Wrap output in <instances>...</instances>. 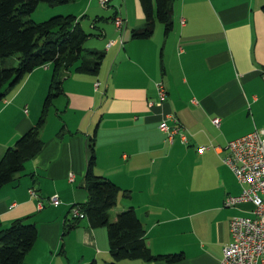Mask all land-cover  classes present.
<instances>
[{
  "label": "crops",
  "instance_id": "obj_1",
  "mask_svg": "<svg viewBox=\"0 0 264 264\" xmlns=\"http://www.w3.org/2000/svg\"><path fill=\"white\" fill-rule=\"evenodd\" d=\"M92 4L98 6L97 0H86L82 16ZM263 5L264 0H172L174 26L167 36L156 25V37L127 42L129 27L144 23L138 0L134 16L128 7L111 6L110 21L120 19L122 28L113 26L116 36L101 33L108 41L98 76L58 71L62 94L40 129L42 149L16 181L0 189V228L25 220L38 231L23 264H110L103 228L83 219L66 230L70 208L87 200L86 147L93 134L94 174L128 193L127 200L118 196L113 211L134 209L150 251L182 253L177 264H221L231 242L230 221L252 216L250 204L225 206L241 186L221 158L229 141L264 129ZM124 31V39L118 38ZM123 64L131 71L120 76ZM53 74L52 66L35 69L0 103V160L37 124ZM157 83L167 93L160 105ZM168 116L177 119L187 144L179 136L169 143L159 130ZM213 119L220 120L218 127ZM200 147L208 149L199 154ZM52 196L57 206L47 204Z\"/></svg>",
  "mask_w": 264,
  "mask_h": 264
},
{
  "label": "trees",
  "instance_id": "obj_2",
  "mask_svg": "<svg viewBox=\"0 0 264 264\" xmlns=\"http://www.w3.org/2000/svg\"><path fill=\"white\" fill-rule=\"evenodd\" d=\"M75 1L0 0V103L35 69L52 66L54 71L37 124L7 148L0 160V189L16 181L25 170V163L42 149L40 129L53 101L62 94L58 71L67 73L73 69L77 75L97 77L106 57L105 52L84 49L91 35L80 28L72 15H57L41 23L29 19L39 4L65 6ZM138 3L144 23L130 31L131 40L151 38L157 24L162 25L165 36L173 30L172 0H138ZM261 11L264 14V5ZM86 150L84 189L87 200L83 205H73L69 213L77 208L92 228L105 230L110 264L136 260L166 264L181 262L184 259L182 253L153 254L150 251L134 209L123 210L112 219L118 196L127 200L129 195L109 179L94 174L95 134L88 137ZM83 219H70L66 230L77 227ZM37 238L36 227L25 220H15L8 227L0 228V264H23Z\"/></svg>",
  "mask_w": 264,
  "mask_h": 264
},
{
  "label": "built area",
  "instance_id": "obj_3",
  "mask_svg": "<svg viewBox=\"0 0 264 264\" xmlns=\"http://www.w3.org/2000/svg\"><path fill=\"white\" fill-rule=\"evenodd\" d=\"M101 8L108 7L110 0H97ZM116 29L121 30L120 19L114 20ZM264 79V71L262 72ZM99 84H95L98 87ZM158 102L160 105L166 100V89L162 83L156 85ZM172 121L169 126L166 121ZM161 122L159 130L166 135L169 143H172L176 136H179L182 144H187L186 135L181 132L178 121L173 116ZM220 120L213 119L212 124L219 126ZM207 147L197 149L199 154ZM223 165L228 167L234 175L237 183L241 186V193L235 197L225 199V206L236 207L241 204L252 206L251 217H235L230 221L229 230L231 242L222 250L221 264H264V129L253 132L238 139L229 141L224 148V156L221 158ZM71 180V177H70ZM34 196V192L30 191ZM47 204L57 206V196L47 199ZM43 204L38 203V210ZM72 220L83 219L84 215L79 209L70 211Z\"/></svg>",
  "mask_w": 264,
  "mask_h": 264
},
{
  "label": "rangeland",
  "instance_id": "obj_4",
  "mask_svg": "<svg viewBox=\"0 0 264 264\" xmlns=\"http://www.w3.org/2000/svg\"><path fill=\"white\" fill-rule=\"evenodd\" d=\"M79 1L81 0H76L74 3L68 4L65 6H49L47 4H39L36 10L30 15L29 19L35 23H41L57 15L58 16L72 15L76 17L80 28L86 34L91 35L86 41V43L84 44V49L105 52L106 43L108 41L107 37L116 36V33H117V32L115 33V30L113 28L114 25L110 21L114 13V9L111 6L113 5L115 9L117 10L121 8L122 10H125V7H128L130 9L131 15L132 16L135 15V11H133L132 9V5L135 3V0H111L112 5L109 4L110 6L106 8H101L99 5L97 6L96 4H92L90 11L88 12V14H86L87 16H82L83 10L85 11L87 9L86 0H84L83 3ZM141 25H143V22L129 27L128 35H127V32L124 31L119 36L117 35V37L120 38L121 35L123 34V39H124V34H126L127 40L125 42L130 41L129 32L131 31V29L137 28ZM157 27H161L163 30L162 25L157 24ZM104 30L108 34L107 37H102L103 34L101 33ZM99 34L101 35L100 37H99ZM155 35H156V28H155L153 37H156ZM126 70L127 72L131 71V66L123 64V66L120 69V74H121L120 76H124L123 72ZM156 85H155V89H156ZM156 94H157V90H156ZM48 121L49 120L47 119V122ZM126 209L127 208L125 209L121 208L117 210H120L121 212V210L123 211ZM115 214L116 213H114L113 211L112 216H114ZM100 262H101V259H100Z\"/></svg>",
  "mask_w": 264,
  "mask_h": 264
}]
</instances>
